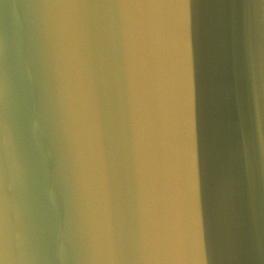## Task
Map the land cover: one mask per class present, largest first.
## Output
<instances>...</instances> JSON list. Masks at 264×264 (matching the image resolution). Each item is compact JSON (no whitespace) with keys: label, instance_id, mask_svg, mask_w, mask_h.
Instances as JSON below:
<instances>
[{"label":"water","instance_id":"obj_1","mask_svg":"<svg viewBox=\"0 0 264 264\" xmlns=\"http://www.w3.org/2000/svg\"><path fill=\"white\" fill-rule=\"evenodd\" d=\"M17 1L19 11L6 6L13 0H0V21L3 8L20 18V32L15 35L19 48L13 49H18L19 57L26 52L31 56L30 35L39 44L43 28L31 19L26 8L29 0ZM43 1L57 8L59 15L60 9L67 13L72 52L68 55L66 73L72 78L70 91L64 87L61 92L71 99L68 114L75 120L70 127L78 131L82 109H88L90 114L88 128L81 125L88 137L82 161L89 169L98 166L111 169L102 180L96 181L74 161L71 149L61 148L62 138H54L53 132L50 148L41 158L33 154L30 171L24 170L20 162L17 167L14 161L5 159L0 142V264H247L246 249L252 251L249 263L264 264V239L257 234L260 226H264L257 220V213L248 211L252 209L249 204L264 209V163L260 155L252 154L255 142L236 146L238 141L230 138L229 123L217 119L208 108V104L217 106V102L197 99L196 106L188 108L171 83V73L177 70V66H171L179 62L188 69L190 51L210 46L209 42L201 44L194 40V26L189 24L201 13L199 3ZM129 5L132 12L128 11ZM70 8L78 11L73 21L68 15ZM95 9L105 12L90 37L83 31L82 22L91 26ZM112 13L120 15L114 28L109 20ZM179 18L183 19V25L177 21ZM225 25L232 58L227 62L220 56L223 88L237 115L251 127L255 123L249 121L252 117L249 113L254 104L258 106L264 127V98L258 104L253 101L254 71L258 86L259 61L264 53L259 22L253 18V25H248L234 17L228 18ZM246 36H251L252 42ZM113 38L124 39L129 52L125 64L134 67L133 75L126 68L118 81L104 63L108 42ZM94 66L99 72L96 78L92 74ZM35 69L38 75H49L46 55L44 63L36 64ZM126 78L132 91L129 90L126 103L129 108L116 101L112 87ZM54 82L58 79L54 78ZM39 88L43 90L42 87L31 90ZM189 88V92L197 90L193 85ZM12 90L15 91V84L0 72V126L1 122L9 121L16 129L25 131L31 122L22 117L23 109ZM84 96L87 102H83ZM93 106L100 108V113L91 114ZM55 110L60 113L58 120L66 122L62 113V110L67 113L66 109ZM102 113L109 124L108 136L104 133ZM145 120L159 125L144 127ZM169 126L187 140L181 142L185 149L182 155L193 161V174L187 173L186 165L176 158L171 165L179 163L177 172L168 169V162L154 167L158 152L178 155L173 152L168 135L161 136ZM158 141L164 143L141 154ZM67 143L71 147L68 139ZM4 151L11 155L9 147ZM141 165H146L150 173L142 175ZM130 169L136 170L134 184L129 182ZM172 173L179 176H166ZM50 183L51 194L55 196L45 198L41 189ZM141 185H146L145 193H135L134 187L139 191ZM252 188L256 191L251 192ZM131 193L138 200H133ZM236 193L245 199H237ZM221 226L224 229L218 233L232 235L230 243L217 240L216 230ZM58 253L67 258L57 256Z\"/></svg>","mask_w":264,"mask_h":264},{"label":"bare ground","instance_id":"obj_2","mask_svg":"<svg viewBox=\"0 0 264 264\" xmlns=\"http://www.w3.org/2000/svg\"><path fill=\"white\" fill-rule=\"evenodd\" d=\"M6 6L15 7L18 11L20 8V4L17 0H13V2H9ZM91 7H94V4H92ZM26 8L29 11L31 15V19L33 20L34 24H36L37 22V25L43 28L40 34L38 53L41 55L46 54L47 58H50L52 54L54 58L56 54L59 53L60 59H59V64L55 65V67L49 65V69H50L49 75L36 74L35 66L36 64L39 65L40 63L41 64L44 63V56L40 60L37 59L36 56H29L27 52L23 57L18 56L16 52L18 49L14 50L13 47L19 48V41L15 39V35L16 34L19 35L21 28V20L18 17L15 16L13 17L8 12V10H6V8H3L4 13L0 21L1 22L0 56L3 57L2 61H0V72L3 74L4 78L5 76H7L9 81L15 84V91L12 90L11 92L23 109V112L21 113L22 117L27 122H31V124L28 126L27 130L21 131L19 129H16L14 127V124L11 125L9 121L1 122L0 142L2 145V155L5 159L8 158L14 161L17 167L20 162L24 170L30 171L31 170L30 162L33 159V154L35 155V158L36 157L41 158L44 151L50 148L49 141L53 132L54 138L57 136L62 138L63 147L61 148H64L65 150L71 149L72 152H74L73 154L74 161L82 165L87 175L93 176V178L96 181L102 180L105 177L104 175L107 172H110L111 168H107V167L100 168V166H98L95 169H89L82 161V156L86 155L87 143L85 142V140H88V137H85V133L82 130L81 125L84 124L85 128L86 129L88 128L90 123L89 111L88 109H86L85 111H83L82 109V113L80 116V127L78 128V131L75 127L73 126L70 127V123H73V121L75 120L73 115L68 114L69 105H70L69 102L71 101V99L69 98V96H65L61 92V90H63L64 87L66 88V90L69 89L70 91L69 84H71L70 80L72 78L69 76L68 73H66L68 55H70L72 52L70 39H69L70 28L68 21L66 19L67 13L64 12V10L62 12V10L60 9L61 15L63 17L62 25L64 28H62L58 33L55 30V23L52 17L53 10L50 2L46 4L43 0H29V4L26 5ZM128 11L130 12L133 11L130 5ZM77 12L78 11L76 9L74 10H72L71 8L69 9L68 15L71 17V21L74 20V16ZM104 12L105 11L99 9H95L93 11L92 14L93 21L91 26H86V24L82 22V25L84 26L82 27L84 29L83 31L86 32L90 37L93 31L96 32V30L94 29H96L99 26L100 24L99 18L104 17ZM108 46H109V50L106 49V56L104 63H107L108 71H110V74L113 76L114 80L118 81L121 78V72L122 71L124 72L126 68L129 71V74L133 75L134 67L125 64V57H127L129 52L125 47L124 39L113 38L112 42H108ZM158 51L161 55L162 48L159 47ZM98 73L99 72L97 67L94 66L92 71L93 76L96 78L97 76H99ZM54 78H57L58 82L53 83ZM132 79L133 76H130V80ZM127 80L128 78L117 83L116 85H113L112 87L116 101H119L121 104L126 105V107L129 108L126 103L128 101L130 95L129 90L131 91V88ZM38 81L40 84L39 86H38ZM69 81L70 83H68ZM127 86L129 87V89L127 88ZM33 87H42L43 90H41L40 88L39 90H31ZM53 90L54 92L55 90H57L56 92L58 94L55 92L56 94L55 95L52 92ZM38 96H46L47 99L46 101H44L43 97H38ZM83 102H87L86 96H84ZM56 107L57 109H59V112L60 109L62 108L66 109L67 113L64 110H62V113H65V117L67 120L66 122L62 120H58L60 113L56 112L55 110ZM157 110L160 113V110L158 108ZM98 112L100 113V108H97V106H93L91 109V114H96ZM102 116H103L104 133L108 136L109 124L107 122L106 115L102 113ZM61 122L63 129H60ZM147 126L155 127L158 126V124H150L149 121L145 120L144 127ZM60 132H63L64 134ZM132 134H133L132 136H134L137 133H132ZM67 139L71 147L68 145ZM90 140H91V136H90ZM55 141L57 140L55 139ZM121 146L122 145H120L118 149ZM5 147L10 148V153H11L10 156L6 155L4 151ZM156 157H158V161L155 162L154 165L155 168H160L161 165L168 162L169 163V165L167 166L168 169L174 172H177L179 169L178 162L171 165V161L175 158L180 159L186 165V167L191 166L193 164L192 160H190L187 156H184L182 154L173 156V155H166L164 152L163 153L161 152L160 156L159 154H157L155 158ZM90 164L93 166L92 163ZM253 164L255 166L257 162H254ZM7 166L10 167V162L7 163ZM139 171L140 173L142 172V175H147V173H150V170L146 165H141ZM129 173L132 174L129 179V182L134 184L136 170L130 169ZM129 182L127 181V184H130ZM52 183L41 189L42 193L46 195L45 198H48L50 196H55L51 194ZM191 185H193V181L191 182L190 186ZM145 186L141 185L139 191H137L135 187L133 190L135 191V193L140 192V194H144ZM158 188H160L159 185ZM135 193H131V196L133 200L136 201L138 199ZM252 202L254 201L252 200ZM249 207L253 209L252 213L258 212V214H264V209H261L258 206H253L252 204H249ZM53 225L54 224L49 226V228H51ZM223 229H224L223 226L217 228L216 238L218 241H226L227 243H230L233 239L232 235L230 234L221 235L218 233V231H221ZM33 232H35V230ZM257 234L260 239L261 238L264 239L263 236L264 228L260 227L257 231ZM65 255L68 256V252H66ZM251 255H252V251L246 249L245 259L247 264H251L249 263ZM57 256H60L62 258H67L60 253H58Z\"/></svg>","mask_w":264,"mask_h":264},{"label":"rangeland","instance_id":"obj_3","mask_svg":"<svg viewBox=\"0 0 264 264\" xmlns=\"http://www.w3.org/2000/svg\"><path fill=\"white\" fill-rule=\"evenodd\" d=\"M196 1L199 3L201 13L195 15V21L189 20V24L194 26V40L201 44L204 42H209L210 46L209 48H201L199 50L190 51L189 58L191 65L188 69L182 68V64L179 62H177V65L171 66H177V70L171 73V83L178 95L183 98L184 105L188 108L195 107L197 99L207 98L210 101L217 102V106H211L208 104V108L215 112L217 119H222L223 121L229 123L230 138L232 140L238 141L236 146L243 147L249 143H252L253 141L255 142L253 137L254 133L256 128L261 126L258 106L254 104L250 110L249 114H251L252 117L249 116V121L255 123V125L251 127L249 122L237 115L233 102L229 99L223 88L219 60L220 56L227 62H230L232 58V49L226 34L225 23H227V19L237 17L248 25H253L250 0ZM52 10L55 30L59 33L60 30L64 28L62 25L63 17L62 15L58 14L57 8L52 7ZM119 16V14L112 13V19L109 17L112 28L115 27L116 18ZM177 21H182L181 24H184L182 18H179ZM246 39L252 42L251 36H246ZM38 49L39 44L34 43L30 35V42L28 44L29 53L31 56H36L37 59L40 60L43 58V56L45 57L46 54H39ZM178 55L181 54L178 53ZM59 59V53H57L54 58L52 54L50 58H47L48 66L50 65L55 67V65L59 64ZM189 85L196 86L197 90L194 92H189ZM233 127H235L236 130H233ZM172 129H174V127L169 126L163 131L162 128L161 131L163 132L161 136L168 135L174 153L184 154L185 149L182 148L181 142H187V140L182 138L179 132L172 131ZM155 139H157L156 133L154 136V140ZM164 141H158L157 144L153 145L148 150L141 152V154L161 146ZM161 152L162 151L158 152V154ZM253 152V155L259 156L256 144L254 145ZM184 168L187 173L193 174V166H184ZM166 176L176 177L179 176V174L172 173L166 174ZM254 191H256V189L252 188L251 192ZM236 196L239 200L240 198L242 200L245 199L244 196H241V194L236 193ZM250 201L252 202V200ZM252 203L254 204V202ZM236 205L238 206V204ZM248 211L252 213L253 210L248 208ZM256 218L259 222H262L263 224L261 225L264 226V214H258Z\"/></svg>","mask_w":264,"mask_h":264},{"label":"clouds","instance_id":"obj_4","mask_svg":"<svg viewBox=\"0 0 264 264\" xmlns=\"http://www.w3.org/2000/svg\"><path fill=\"white\" fill-rule=\"evenodd\" d=\"M251 4V14L254 19L258 20L261 35L264 37V0H250ZM259 85L256 84V77L254 71V81H253V101L254 103H259V101L264 98V53H262L259 61ZM254 140L259 152L262 163H264V127L258 126L254 133Z\"/></svg>","mask_w":264,"mask_h":264},{"label":"snow or ice","instance_id":"obj_5","mask_svg":"<svg viewBox=\"0 0 264 264\" xmlns=\"http://www.w3.org/2000/svg\"><path fill=\"white\" fill-rule=\"evenodd\" d=\"M189 2H190V0H189Z\"/></svg>","mask_w":264,"mask_h":264}]
</instances>
